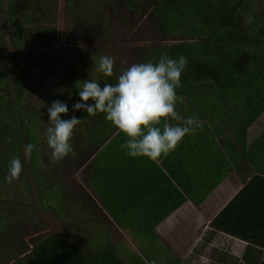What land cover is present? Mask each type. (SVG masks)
<instances>
[{"label":"rangeland","instance_id":"obj_1","mask_svg":"<svg viewBox=\"0 0 264 264\" xmlns=\"http://www.w3.org/2000/svg\"><path fill=\"white\" fill-rule=\"evenodd\" d=\"M79 7L86 19L81 41L72 25ZM260 11L264 15V0H0V264H23L32 247L52 234L71 238L91 264H169L172 254L158 240L162 228L153 225L167 211L145 203L159 187L151 177L154 163L126 156L120 148L126 137L103 113H73L72 105L84 80L115 83L132 63L183 55L188 63L176 90L181 117L203 118L210 126L219 120L236 134L242 125V156L264 171ZM33 19L34 28L23 31ZM14 21L21 27L15 48ZM12 52L27 54L17 67L9 64ZM103 55L114 61L112 77L96 69ZM54 100L68 105L62 119H81L70 141L74 154L60 161L51 159L44 137ZM255 123L262 129L253 136L246 130ZM27 143L35 148L26 161ZM13 157L23 167L9 183ZM227 255L228 264H252L261 253Z\"/></svg>","mask_w":264,"mask_h":264},{"label":"crops","instance_id":"obj_2","mask_svg":"<svg viewBox=\"0 0 264 264\" xmlns=\"http://www.w3.org/2000/svg\"><path fill=\"white\" fill-rule=\"evenodd\" d=\"M176 111L184 115V111ZM198 119L203 122L201 128L186 135L167 156L151 160L156 167L151 177L159 179V187L145 203L147 209L153 202L151 209L158 206L154 209L167 211L153 223L162 228L160 247L172 254L169 264H228L227 253L248 251L261 253L255 262L260 264L264 259V171L252 167L242 156V125L241 133L236 134L219 120L210 126L205 119ZM232 120L230 117L229 126ZM261 129L255 123L246 131L254 136ZM252 180L236 207L219 221L241 236L212 224ZM207 253L213 254L208 257Z\"/></svg>","mask_w":264,"mask_h":264},{"label":"clouds","instance_id":"obj_3","mask_svg":"<svg viewBox=\"0 0 264 264\" xmlns=\"http://www.w3.org/2000/svg\"><path fill=\"white\" fill-rule=\"evenodd\" d=\"M187 63L183 55L173 58L162 53L155 62L130 64L119 73L115 83L101 86L95 79L84 80L72 112L81 110L90 116L103 113L104 119L126 137L120 148L129 158L144 157L154 161L167 156L186 135L193 134L203 124L196 116L181 117L176 111L180 99L176 90L181 86L180 77ZM113 65V59L103 55L96 69L103 76L112 77ZM68 112V105L60 100L47 106L49 126L44 137L54 161L74 154L70 141L81 119L74 114L62 119ZM168 120L178 123L172 125ZM34 148L32 143L24 145L26 161L31 158ZM22 167L21 160L13 157L5 180L10 183L18 178Z\"/></svg>","mask_w":264,"mask_h":264},{"label":"trees","instance_id":"obj_4","mask_svg":"<svg viewBox=\"0 0 264 264\" xmlns=\"http://www.w3.org/2000/svg\"><path fill=\"white\" fill-rule=\"evenodd\" d=\"M243 1V0H242ZM14 19V17H13ZM32 19V18H31ZM38 21L36 19H33L31 24L33 26H29L30 23H27L24 25L25 29H22L23 31H30L28 29L34 28L35 22ZM18 22L14 21L12 26V33L10 32V39L12 42V46L17 47L15 44L16 40V34L18 31H20L19 27H16ZM248 24V23H247ZM252 27V26H251ZM21 28V27H20ZM23 28V27H22ZM249 29V28H248ZM2 37V30L0 31V38ZM242 38L248 39V36L245 37L242 35ZM254 38V36H252ZM2 39V38H1ZM33 53V52H32ZM27 54H22L21 52H12L9 56V64L12 66L17 67V63L20 62L22 58H25ZM0 57L4 58L3 55H0ZM5 64V63H4ZM4 64L0 63V68L4 69ZM259 178V177H256ZM1 179V177H0ZM253 183V180L250 181L241 191L238 193L233 200L225 207L223 208L220 213L212 220V224L216 225V227H220L224 230H226L228 233L234 235V236H241L239 232L234 230L232 227H225L219 224L220 220H223V217L229 215V212L232 211L233 207H236L237 203L239 202L240 197L245 192V189H248L249 186ZM253 185V184H252ZM245 253H243V256ZM85 256V258H84ZM89 256V255H88ZM87 255H84V251L81 247L74 245L70 242V240L65 239L62 236L57 235H49L45 237L41 242L35 244L31 251L28 253L27 257L24 259L23 264H91L89 257ZM259 257L253 258L252 264H255V262H258ZM120 264V263H116ZM164 264V263H163ZM263 264V261L260 263Z\"/></svg>","mask_w":264,"mask_h":264},{"label":"flooded vegetation","instance_id":"obj_5","mask_svg":"<svg viewBox=\"0 0 264 264\" xmlns=\"http://www.w3.org/2000/svg\"><path fill=\"white\" fill-rule=\"evenodd\" d=\"M125 1V0H124ZM67 3H68V1H67ZM122 7V6H121ZM77 9H78V7H77ZM128 11H124V13H126L127 14V19H128V21H130L134 16H133V13L131 12V10H129V9H127ZM80 11V7H79V10H77L76 12L78 13ZM260 12H261V14H260ZM259 13H257V15H259V16H255V18L257 19V20H261V21H263L264 20V15H262V11H260ZM248 17V16H247ZM73 20H72V25L74 26V28L76 29V28H78V33H76V32H74L75 34H78V37L76 38L77 40H79V41H81L82 40V37L81 36H83V34H81L80 33V30H82V26H84L83 25V23L85 22V20H83V18H82V14H80L79 15V13L78 14H76V15H74L73 16V18H72ZM249 19H251L250 17H249ZM252 23V22H251ZM254 25H255V22L253 23ZM252 27H254V26H252ZM252 27H249V28H252ZM80 36V37H79ZM53 38H54V36L52 37V40H53ZM83 41H84V38H83ZM82 155L84 154V153H81ZM84 156V155H83ZM49 232H53V230H50ZM53 235V234H52ZM69 240V239H68ZM70 241H71V238H70ZM31 251V250H30Z\"/></svg>","mask_w":264,"mask_h":264}]
</instances>
